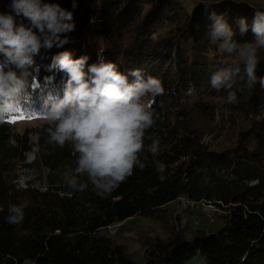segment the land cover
I'll return each instance as SVG.
<instances>
[{
	"label": "trees",
	"instance_id": "obj_1",
	"mask_svg": "<svg viewBox=\"0 0 264 264\" xmlns=\"http://www.w3.org/2000/svg\"><path fill=\"white\" fill-rule=\"evenodd\" d=\"M48 1L71 11L76 27L62 35L68 43L41 48L28 68L35 79L24 103L34 112L19 114L32 118L0 124V264H188L198 254L204 264H264V88L257 82L240 91L238 83L233 89L238 102L227 103L228 90L218 92L209 81L214 71L235 63V58L220 52L208 35L213 23L209 13L215 11L225 16L237 40L254 39L250 30L240 37L236 21L244 17L251 24L254 10L264 6L246 0H197L189 9L183 0ZM9 2L0 0V12L8 13ZM205 4L211 5L208 12ZM182 17L185 25L173 36L152 35L154 22ZM16 20L19 23L21 17ZM63 51H70L74 59L89 57L85 71L101 57L115 63L118 71L140 69L145 76L162 80L165 94L155 97L153 104L161 119L146 135L160 139L163 151L156 159L166 165L163 182L152 155L145 152L144 170L136 168L111 195L101 198L90 184L85 191L73 192L64 181L75 167L70 145L47 143L46 121L17 129L20 120L40 118L49 93L63 95L68 75L52 66V58ZM259 58L258 80L264 77V49ZM215 96L223 98L232 121L247 124L235 145L221 149L204 142L192 127L191 111L213 115L215 104L210 99ZM250 137L255 147L247 143ZM32 144H38L40 152L29 163L26 153ZM22 170L39 174L44 187L36 183L38 179L20 187ZM182 198L195 201V207H217L221 213L214 214L223 220L222 227L211 233L197 230L188 238L178 227L177 207H171ZM13 204L25 205L19 224L6 221ZM136 216L157 220L163 232L137 231L142 263L107 231Z\"/></svg>",
	"mask_w": 264,
	"mask_h": 264
},
{
	"label": "clouds",
	"instance_id": "obj_2",
	"mask_svg": "<svg viewBox=\"0 0 264 264\" xmlns=\"http://www.w3.org/2000/svg\"><path fill=\"white\" fill-rule=\"evenodd\" d=\"M210 7L205 4V11ZM9 8V13L0 12V124L12 122L20 112H34L24 103L35 79L28 68L41 48L50 50L68 43L62 35L76 27L73 13L59 3L11 0ZM17 17H21L19 23ZM208 18L213 22L208 34L211 44L235 58V63L214 71L209 82L218 92L228 90L227 103L235 104L237 92L233 89L238 83L240 91L257 82L264 88V77L258 80L256 74L259 52L264 49V10H254L251 24L244 17L236 21L240 37L250 30L251 40H237L236 31L223 14L211 11ZM88 59H74L70 51L52 58V66L66 72L68 79L63 95L49 93L39 114L48 123L47 143L61 148L70 145L76 157L75 167L64 176L66 185L80 192L90 184L98 196L105 198L136 168L144 170L147 156L142 159L141 155L145 152L152 155L158 179L163 182L166 165L156 159L163 151L160 139L146 135L161 119L153 104L155 97L165 94L162 80L145 76L140 69L118 71L115 63L101 57L85 71ZM14 69L21 70L20 74ZM145 140L151 143L145 144ZM9 143L16 144L14 139ZM39 152V145L32 144L26 153L27 162H33ZM24 208L23 204L10 205L6 221L19 224L25 216Z\"/></svg>",
	"mask_w": 264,
	"mask_h": 264
},
{
	"label": "rangeland",
	"instance_id": "obj_3",
	"mask_svg": "<svg viewBox=\"0 0 264 264\" xmlns=\"http://www.w3.org/2000/svg\"><path fill=\"white\" fill-rule=\"evenodd\" d=\"M62 0H59V2ZM187 4V8L194 7L197 0H183ZM201 1V0H199ZM206 2L221 1V0H202ZM245 1V0H242ZM250 1L257 6H264V0H246ZM45 2H49L45 0ZM8 3V13L11 12ZM14 14V13H13ZM18 18V17H17ZM184 18H180L176 21H156L150 27L152 35L159 39L167 38L173 36L175 33L179 32L184 27ZM143 62V61H140ZM145 63V62H143ZM215 104V111L212 115L210 112H202L199 109L191 111L193 118V128L195 127L200 131L202 139L204 142L212 144L215 149H221L222 147H229L235 145L239 140L240 134L246 129L247 124L238 119L232 121L224 107V100L219 96L212 97L210 99ZM44 122L41 118H35L32 120H20L16 124L17 129L24 130L27 127L33 128ZM247 143L251 147L256 146V142L253 137L248 138ZM46 171V170H45ZM45 173V172H44ZM18 184L20 187H25L29 180L38 179L37 174L31 170L19 171ZM38 179L36 183L42 187L44 185L40 184ZM181 200V201H180ZM175 204L177 211L181 216L179 222V228L184 230L185 235L188 238H192L197 230H205L208 233L214 232L223 225V220L219 218L214 212L221 213L217 207L214 205L210 208L206 205V208H200L199 206L192 208L188 200L182 198ZM185 204L188 206L186 207ZM153 228L157 233L162 235V228L157 220L144 217L136 216L131 219L126 220L123 223L115 224L110 226L107 231L110 234L117 235L119 240L127 244L128 250L135 253V259L142 263L144 262V257L142 250L140 249L139 243L135 240V236L138 230ZM110 230H114L111 232ZM28 264H33L29 262ZM188 264H204V258L201 254H198L191 262Z\"/></svg>",
	"mask_w": 264,
	"mask_h": 264
},
{
	"label": "bare ground",
	"instance_id": "obj_4",
	"mask_svg": "<svg viewBox=\"0 0 264 264\" xmlns=\"http://www.w3.org/2000/svg\"><path fill=\"white\" fill-rule=\"evenodd\" d=\"M188 203H189V205H190L191 207H193V208H194V206H196V202L193 201V200H188ZM209 207H210V208H213L212 205H209Z\"/></svg>",
	"mask_w": 264,
	"mask_h": 264
},
{
	"label": "snow or ice",
	"instance_id": "obj_5",
	"mask_svg": "<svg viewBox=\"0 0 264 264\" xmlns=\"http://www.w3.org/2000/svg\"><path fill=\"white\" fill-rule=\"evenodd\" d=\"M24 118H32V117H26L22 114H18L17 117L13 120V122H15L16 119H24Z\"/></svg>",
	"mask_w": 264,
	"mask_h": 264
},
{
	"label": "built area",
	"instance_id": "obj_6",
	"mask_svg": "<svg viewBox=\"0 0 264 264\" xmlns=\"http://www.w3.org/2000/svg\"><path fill=\"white\" fill-rule=\"evenodd\" d=\"M193 208V207H192ZM111 232H114V230H110Z\"/></svg>",
	"mask_w": 264,
	"mask_h": 264
}]
</instances>
